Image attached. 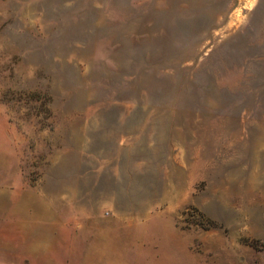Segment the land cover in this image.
I'll list each match as a JSON object with an SVG mask.
<instances>
[{
  "label": "rangeland",
  "instance_id": "rangeland-1",
  "mask_svg": "<svg viewBox=\"0 0 264 264\" xmlns=\"http://www.w3.org/2000/svg\"><path fill=\"white\" fill-rule=\"evenodd\" d=\"M110 235L264 264V0H0V264Z\"/></svg>",
  "mask_w": 264,
  "mask_h": 264
},
{
  "label": "crops",
  "instance_id": "crops-1",
  "mask_svg": "<svg viewBox=\"0 0 264 264\" xmlns=\"http://www.w3.org/2000/svg\"><path fill=\"white\" fill-rule=\"evenodd\" d=\"M112 232L115 230L111 228ZM106 228V232H110ZM113 235V234H112ZM104 245L89 247L77 253V261L74 260L73 250L64 249L57 253L51 251H41L40 242L33 241V248L24 254L21 259L29 261V264H130L124 255L129 253V249H123L115 245V237L109 236Z\"/></svg>",
  "mask_w": 264,
  "mask_h": 264
}]
</instances>
